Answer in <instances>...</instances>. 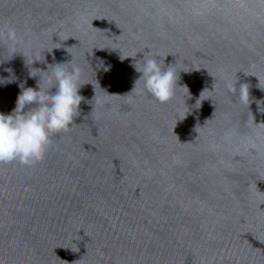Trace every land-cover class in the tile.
<instances>
[{"label": "water", "instance_id": "water-1", "mask_svg": "<svg viewBox=\"0 0 264 264\" xmlns=\"http://www.w3.org/2000/svg\"><path fill=\"white\" fill-rule=\"evenodd\" d=\"M8 28L0 112L49 64L83 99L42 160L0 163V264H264V0H0ZM143 56L169 102L133 90Z\"/></svg>", "mask_w": 264, "mask_h": 264}, {"label": "clouds", "instance_id": "clouds-1", "mask_svg": "<svg viewBox=\"0 0 264 264\" xmlns=\"http://www.w3.org/2000/svg\"><path fill=\"white\" fill-rule=\"evenodd\" d=\"M2 39H6L13 50L20 44L14 28L6 31L0 29V40ZM141 61L139 66L134 64L141 75L133 90L138 82H142L136 94H147L160 103L172 100L179 79L174 66H161L156 58L144 56ZM35 62L38 60L33 59L32 64ZM67 63L49 64L48 70L33 67L30 76L39 77V90L21 84L14 109L10 113L0 112V163L19 162L21 165L31 166L43 159L51 145L52 135L70 129L74 118L79 115V106L83 99L79 90L83 84L79 83L82 69L79 66L65 67ZM6 71L10 75L0 77V85L16 82L12 70ZM41 72L48 73L46 90L41 83ZM230 91L238 92L241 101L249 99L247 84H241L239 89L234 86Z\"/></svg>", "mask_w": 264, "mask_h": 264}]
</instances>
